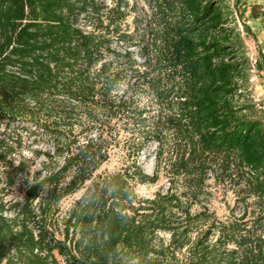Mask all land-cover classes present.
I'll return each instance as SVG.
<instances>
[{
	"label": "trees",
	"instance_id": "16d2710c",
	"mask_svg": "<svg viewBox=\"0 0 264 264\" xmlns=\"http://www.w3.org/2000/svg\"><path fill=\"white\" fill-rule=\"evenodd\" d=\"M249 70L226 0H0V121L51 144L32 170L0 139V191L23 192L0 200V264H264ZM120 127L130 152L156 143L151 175L95 174ZM160 168L168 185L140 196ZM210 177L236 189L237 214L207 205Z\"/></svg>",
	"mask_w": 264,
	"mask_h": 264
},
{
	"label": "rangeland",
	"instance_id": "374dc122",
	"mask_svg": "<svg viewBox=\"0 0 264 264\" xmlns=\"http://www.w3.org/2000/svg\"><path fill=\"white\" fill-rule=\"evenodd\" d=\"M129 1L132 3V0ZM226 5L233 13L237 35H239L244 43L249 59L251 57H257L258 59L257 66L253 71H251L252 67L250 65L248 78L250 84L244 92L246 96L241 97L239 100L240 103L247 101L252 106L250 95L264 88V73L259 74L261 71L260 68H264V60H260L259 53L261 52H258L259 49H263L261 48V43H264V0H226ZM253 5L256 6L253 8ZM253 12L257 14L255 17H253ZM132 18L133 12L127 16L126 22L131 24ZM259 60L261 63H259ZM121 88L122 86H120ZM143 101L145 99L141 102ZM22 127L23 124L7 122L5 119L0 121V139L7 141L11 145L10 149H12L6 161L12 159L16 162L19 157L24 156L34 160L35 164L31 169H37L39 167V158H34L35 153L50 149L51 144L48 139L38 136V134L33 133L28 135L27 131ZM119 129L120 132L117 141L109 147L108 159L100 165L95 174L103 175L105 173H111L134 162L138 163L144 172L151 175L154 171V157L157 151L156 143L154 141L146 142L137 152H130L133 146L128 142L130 129L124 127H120ZM1 167L3 166L0 161V186L2 185ZM208 183L207 205L220 217L228 215L231 211L237 214V206H233L236 201V189L229 183H216L212 177L209 178ZM167 185L165 170L160 168L157 180L153 183L138 184L136 186V192L140 196H151L157 190L164 189ZM82 192L83 189L61 200L59 204L61 214L67 211L72 202ZM22 197L23 192L17 185L0 191V200L6 201L7 203L20 200Z\"/></svg>",
	"mask_w": 264,
	"mask_h": 264
},
{
	"label": "built area",
	"instance_id": "2783aa9c",
	"mask_svg": "<svg viewBox=\"0 0 264 264\" xmlns=\"http://www.w3.org/2000/svg\"><path fill=\"white\" fill-rule=\"evenodd\" d=\"M258 59L257 57H251L250 58V65H251V71L255 69L257 66ZM264 82V79H263ZM251 103L253 108L256 110L258 115L264 119V88L259 90L258 92H254L250 95Z\"/></svg>",
	"mask_w": 264,
	"mask_h": 264
},
{
	"label": "crops",
	"instance_id": "0c3cea01",
	"mask_svg": "<svg viewBox=\"0 0 264 264\" xmlns=\"http://www.w3.org/2000/svg\"><path fill=\"white\" fill-rule=\"evenodd\" d=\"M261 48H263V49H259V51H258V52H261V53H259V57H260V60H262V59L264 60V43H261ZM262 54H263V57H262ZM260 60H259V63H261ZM263 67H264V64H263ZM260 69H261V71L259 74H262V72L264 73V70H263L264 68H260Z\"/></svg>",
	"mask_w": 264,
	"mask_h": 264
}]
</instances>
